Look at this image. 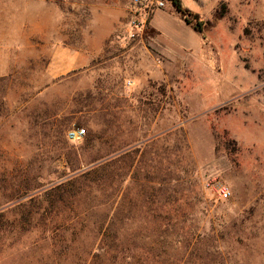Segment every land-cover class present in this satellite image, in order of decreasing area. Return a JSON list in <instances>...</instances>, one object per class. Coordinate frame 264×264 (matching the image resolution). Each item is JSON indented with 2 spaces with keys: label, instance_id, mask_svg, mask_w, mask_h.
<instances>
[{
  "label": "rangeland",
  "instance_id": "374dc122",
  "mask_svg": "<svg viewBox=\"0 0 264 264\" xmlns=\"http://www.w3.org/2000/svg\"><path fill=\"white\" fill-rule=\"evenodd\" d=\"M178 1L0 0V264H264V0Z\"/></svg>",
  "mask_w": 264,
  "mask_h": 264
},
{
  "label": "crops",
  "instance_id": "0c3cea01",
  "mask_svg": "<svg viewBox=\"0 0 264 264\" xmlns=\"http://www.w3.org/2000/svg\"><path fill=\"white\" fill-rule=\"evenodd\" d=\"M101 52L100 42L94 48L75 50L69 46H56L51 55V71L54 77L66 75L89 65L91 58Z\"/></svg>",
  "mask_w": 264,
  "mask_h": 264
},
{
  "label": "built area",
  "instance_id": "2783aa9c",
  "mask_svg": "<svg viewBox=\"0 0 264 264\" xmlns=\"http://www.w3.org/2000/svg\"><path fill=\"white\" fill-rule=\"evenodd\" d=\"M136 2L139 1V0H135ZM160 6H163V3L162 2H159L158 3ZM85 135V130L83 128H74V129H71L67 132V138L71 141H77V140H80L83 138V136ZM219 196L226 200L228 198H230L231 196V192L230 190L228 189V187H220V190H219Z\"/></svg>",
  "mask_w": 264,
  "mask_h": 264
},
{
  "label": "trees",
  "instance_id": "16d2710c",
  "mask_svg": "<svg viewBox=\"0 0 264 264\" xmlns=\"http://www.w3.org/2000/svg\"><path fill=\"white\" fill-rule=\"evenodd\" d=\"M173 2L174 6L176 7V10L181 14V16L183 17V20L187 23V24H190L192 23V21L188 18H186V15H185V10H183L180 6V3L178 0H170ZM224 8V7H223ZM224 10V9H223ZM223 12V11H222ZM222 16V13L220 14ZM203 26V23L201 21H195L194 25H193V28L194 30L198 31V32H201L202 31V27ZM70 184V182L68 183ZM116 237V235H115Z\"/></svg>",
  "mask_w": 264,
  "mask_h": 264
}]
</instances>
